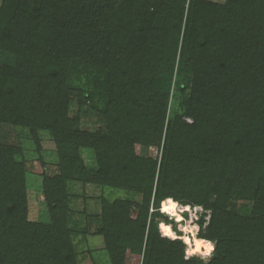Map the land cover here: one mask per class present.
Here are the masks:
<instances>
[{"label": "trees", "instance_id": "1", "mask_svg": "<svg viewBox=\"0 0 264 264\" xmlns=\"http://www.w3.org/2000/svg\"><path fill=\"white\" fill-rule=\"evenodd\" d=\"M2 61L0 121L51 130L60 169L43 179L50 222L30 220L24 162L0 145V264H78L73 182L140 198H102L112 264H132L128 249L141 264H264V0H2ZM82 64L106 74L103 93L79 99L98 109V131L69 116ZM174 75L182 109L170 115ZM163 138L161 159L147 153ZM170 197L205 211L196 248L214 243L208 262L168 234Z\"/></svg>", "mask_w": 264, "mask_h": 264}, {"label": "rangeland", "instance_id": "2", "mask_svg": "<svg viewBox=\"0 0 264 264\" xmlns=\"http://www.w3.org/2000/svg\"><path fill=\"white\" fill-rule=\"evenodd\" d=\"M211 1L225 2V0ZM1 4L2 0H0ZM1 68L3 69V61L0 62V73ZM105 76L106 74L104 72L102 73L101 69L90 64L80 65L77 72L72 75L74 88L71 95L72 100L69 105V116L71 118L75 115L79 117L78 126L82 130L98 131L105 126L98 109L92 107L89 102L84 105H80L79 103L81 90L83 89L91 88L103 93L102 81L105 79ZM177 79L178 77L174 75L169 101L168 114L170 115L175 110L181 111L182 109L180 105L182 97L174 89V83ZM96 103L97 105H102L98 101ZM26 119L27 123L19 122L18 124L0 121V145L14 147L17 153L15 159L24 162L29 206L28 216L30 220L49 223L50 210L43 193V179L45 175L59 173L57 144L51 130L43 127L37 128L30 122L29 118ZM185 120L189 123L192 122L190 118H186ZM163 142L164 138L162 139V147H151L147 150V153L161 159ZM80 153L86 160L87 165H95V158L91 149L82 148ZM70 189L72 196L70 201L71 210L68 213V226L73 230L71 238L77 253L78 264H112L104 237L98 233L99 228L102 226V198L114 200L116 198L131 197L137 200L140 199L139 196L125 188L103 187L82 182L71 183ZM179 204V208H182L183 204ZM197 207H191L190 210L182 211V214L178 216L170 214L169 219L172 221L171 225L175 226L176 230L181 233L179 236L177 231H175L178 235L176 238H181L185 243V258L196 256L204 262H208L213 256L214 247L209 252L204 245L203 253L191 254L189 252V245L182 238L186 234L191 235L190 232L186 231L187 229H184L185 225L196 224L197 228L195 232L197 235L199 233L200 225L197 221L205 211L202 207ZM249 209L250 205L246 210ZM206 214V221L208 223L211 212H206ZM189 221H192V223ZM164 224L169 223H160V228L163 233ZM205 242L211 241L205 239ZM211 243L214 245L213 242ZM195 245H197V242ZM142 256V253L134 254L128 249L126 252V261L132 264H141Z\"/></svg>", "mask_w": 264, "mask_h": 264}, {"label": "bare ground", "instance_id": "3", "mask_svg": "<svg viewBox=\"0 0 264 264\" xmlns=\"http://www.w3.org/2000/svg\"><path fill=\"white\" fill-rule=\"evenodd\" d=\"M173 204L176 205L175 209L172 208ZM179 207H180V204L178 202H176L173 198L170 197V198H167L165 200V204L162 207V211L168 213L169 215L171 214L173 216H175V215L178 216V215L182 214L181 213L182 211H187V210L191 209L190 205H183L182 208H179ZM189 222L192 223V221H189ZM196 228H197V225L193 224V223L189 224V225H185L184 229H187L186 231L190 232L191 235L186 234L185 236H182V238L185 240V242L189 245V252L191 254L197 253V248H196L195 243L197 242L199 236L195 232ZM169 233H171L172 238H176L178 236L174 229H171Z\"/></svg>", "mask_w": 264, "mask_h": 264}, {"label": "clouds", "instance_id": "4", "mask_svg": "<svg viewBox=\"0 0 264 264\" xmlns=\"http://www.w3.org/2000/svg\"><path fill=\"white\" fill-rule=\"evenodd\" d=\"M172 208L175 209V208H176V205L173 204V205H172ZM168 234L171 235V233H168ZM202 243H205V244H206V247H207V249H208L209 252H210V251L213 249V247H214V245H213L211 242H202Z\"/></svg>", "mask_w": 264, "mask_h": 264}]
</instances>
